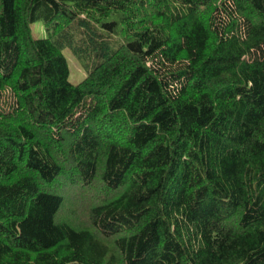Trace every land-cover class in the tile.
Masks as SVG:
<instances>
[{
	"label": "trees",
	"instance_id": "trees-1",
	"mask_svg": "<svg viewBox=\"0 0 264 264\" xmlns=\"http://www.w3.org/2000/svg\"><path fill=\"white\" fill-rule=\"evenodd\" d=\"M0 264H264V0H0Z\"/></svg>",
	"mask_w": 264,
	"mask_h": 264
},
{
	"label": "rangeland",
	"instance_id": "rangeland-1",
	"mask_svg": "<svg viewBox=\"0 0 264 264\" xmlns=\"http://www.w3.org/2000/svg\"><path fill=\"white\" fill-rule=\"evenodd\" d=\"M33 36L35 38H46L48 37V33L46 28L42 22H37L32 25ZM63 54L67 58L70 68V76L69 81L74 84H80L87 77V71L83 68V66L79 63L77 58L74 56L72 50L70 48H65L63 50ZM61 193L69 196L73 191H61ZM65 195V197H66ZM72 200H67L64 206V210H61L60 218L65 221L71 223L72 225L77 226L78 228H86V215L85 210H82L81 207L76 208L75 203Z\"/></svg>",
	"mask_w": 264,
	"mask_h": 264
}]
</instances>
